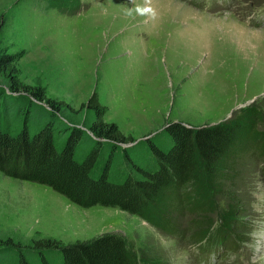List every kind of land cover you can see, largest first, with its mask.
Masks as SVG:
<instances>
[{
  "label": "rangeland",
  "instance_id": "obj_1",
  "mask_svg": "<svg viewBox=\"0 0 264 264\" xmlns=\"http://www.w3.org/2000/svg\"><path fill=\"white\" fill-rule=\"evenodd\" d=\"M179 1L0 0V56L15 57V70H0V91L30 95L41 89V104L59 106V118L70 127L57 138L59 149L73 127L95 138L85 123L95 117L90 107L97 96L106 107L104 120L118 124L127 139L118 143L108 170L117 182L139 174L129 159L157 168L150 139L171 148L166 127L173 122L212 124L251 104L264 114V17L254 20L260 27L247 21L264 0H234L213 11ZM257 131L261 145H250L239 158L217 210L178 217L184 237L118 207H83L48 185L0 171V240L30 249L33 264H42L39 244L67 245L112 232L129 241L140 264H241L229 254L235 248L243 264H264V124ZM104 164L105 156L93 174L99 177ZM216 224L232 235L216 239ZM208 225L205 237L190 238ZM61 257L60 250L48 253L53 264Z\"/></svg>",
  "mask_w": 264,
  "mask_h": 264
},
{
  "label": "trees",
  "instance_id": "obj_2",
  "mask_svg": "<svg viewBox=\"0 0 264 264\" xmlns=\"http://www.w3.org/2000/svg\"><path fill=\"white\" fill-rule=\"evenodd\" d=\"M14 61L13 54L0 56V70H15L10 68ZM17 83L13 78L16 89ZM30 95L0 91V171L48 185L83 207H118L142 216L169 235L185 236L187 230L182 229L178 219L184 211L202 216L206 211H216L217 197L226 180L234 181L237 176L239 158L250 145H261L257 126L264 124V114L253 104L212 124L190 126L173 122L166 127L173 143L171 148L165 150L150 139L158 162L156 169L142 167L128 158L139 174H130L122 182L112 181L108 170L117 157L115 149L127 139L118 124L104 120L106 107L97 96L91 99L90 107L95 117L85 123L95 138L84 129L73 127L59 149L57 138L70 129L59 118L63 110L52 101L49 105L41 104L45 100L41 89ZM17 122L20 126L13 129ZM244 138H249V142ZM104 141L112 146L107 147ZM104 156L105 169L97 177L93 171ZM212 227L208 225L192 237H205ZM217 231L221 238L232 233L223 225ZM35 250L42 264H53L48 253L54 250L62 252L57 264H140L129 241L114 232L67 245L47 241ZM31 253L11 239L0 240V264H10L13 258L18 264H33Z\"/></svg>",
  "mask_w": 264,
  "mask_h": 264
},
{
  "label": "clouds",
  "instance_id": "obj_3",
  "mask_svg": "<svg viewBox=\"0 0 264 264\" xmlns=\"http://www.w3.org/2000/svg\"><path fill=\"white\" fill-rule=\"evenodd\" d=\"M152 10L150 8H145L144 12H151Z\"/></svg>",
  "mask_w": 264,
  "mask_h": 264
},
{
  "label": "bare ground",
  "instance_id": "obj_4",
  "mask_svg": "<svg viewBox=\"0 0 264 264\" xmlns=\"http://www.w3.org/2000/svg\"><path fill=\"white\" fill-rule=\"evenodd\" d=\"M176 1L179 2V3H182V2H180L179 0H176ZM177 2H176V3H177ZM182 6H183V5H182ZM171 12H172V11H170V13H171ZM162 13H165V12H162ZM168 14H169V13H168ZM169 15H170V14H169Z\"/></svg>",
  "mask_w": 264,
  "mask_h": 264
},
{
  "label": "water",
  "instance_id": "obj_5",
  "mask_svg": "<svg viewBox=\"0 0 264 264\" xmlns=\"http://www.w3.org/2000/svg\"><path fill=\"white\" fill-rule=\"evenodd\" d=\"M88 130V129H87Z\"/></svg>",
  "mask_w": 264,
  "mask_h": 264
}]
</instances>
